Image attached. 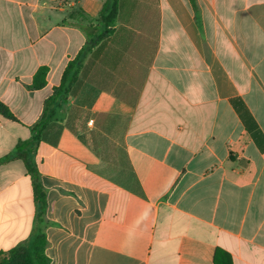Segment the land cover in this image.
Wrapping results in <instances>:
<instances>
[{
  "label": "crops",
  "instance_id": "crops-1",
  "mask_svg": "<svg viewBox=\"0 0 264 264\" xmlns=\"http://www.w3.org/2000/svg\"><path fill=\"white\" fill-rule=\"evenodd\" d=\"M105 1L0 0V252L37 213L12 154ZM65 115L31 152L51 264H264V0H120Z\"/></svg>",
  "mask_w": 264,
  "mask_h": 264
},
{
  "label": "trees",
  "instance_id": "trees-1",
  "mask_svg": "<svg viewBox=\"0 0 264 264\" xmlns=\"http://www.w3.org/2000/svg\"><path fill=\"white\" fill-rule=\"evenodd\" d=\"M195 6V0H191ZM120 0H106L97 19V24L88 23L83 26L87 41L72 59L62 76L60 85L54 89L53 94L45 101L43 114L40 120L31 127L32 137L29 145L12 154V158L22 159L28 173L33 178L34 200L37 205L34 231L29 241L21 243L8 252H0V264H51L46 255L47 234L49 222L46 220L47 191L41 182L40 173L33 161L31 152L39 147L43 132L53 123L65 120L66 105L75 85L77 84L85 62L89 55L104 40L114 33L118 21ZM83 11H77L72 16H83ZM48 67H41L34 76L31 88L40 90L46 85ZM0 115L9 120H16L10 109L0 102ZM20 149V146H19Z\"/></svg>",
  "mask_w": 264,
  "mask_h": 264
}]
</instances>
